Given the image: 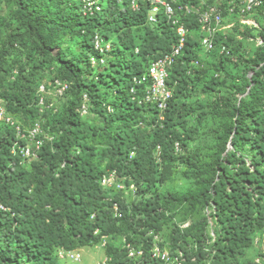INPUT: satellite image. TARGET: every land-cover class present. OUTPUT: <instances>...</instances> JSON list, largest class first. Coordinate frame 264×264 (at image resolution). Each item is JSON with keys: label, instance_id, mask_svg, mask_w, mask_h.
Returning <instances> with one entry per match:
<instances>
[{"label": "trees", "instance_id": "obj_1", "mask_svg": "<svg viewBox=\"0 0 264 264\" xmlns=\"http://www.w3.org/2000/svg\"><path fill=\"white\" fill-rule=\"evenodd\" d=\"M167 1L175 7L199 5ZM83 2H12L0 41V99L5 115L18 118L21 133L38 123L49 137L40 136L37 159L26 161L18 147L27 141L17 137L15 126L0 121V205L7 209H0V264H59L61 249L99 246L103 238L108 264H177V250L189 242L193 247L183 250L181 264H241L255 235L264 231V27L256 22L261 44L254 54L237 57L238 78L228 76L226 66L239 49H231L232 36L217 33L214 49L206 53L222 46L228 53H220L213 66L223 77H209L199 60L196 16L182 15L186 45L169 70L173 96L159 122L155 105L132 101L131 89L139 88L134 79L175 45V27L162 10L150 22L153 5L146 1L132 10L130 0H98L101 8L93 13L83 12ZM213 2L203 1L204 7ZM256 11L264 19V5ZM97 34L110 43L105 55L94 50ZM240 34L252 38L247 28ZM91 57L104 58V65L92 67ZM52 68L55 86L66 85L63 95L69 96L57 115L39 91L40 74ZM195 87L217 94L206 107L222 120L213 153L200 164L178 158L175 150L176 143L182 150L190 140L177 127L184 129L186 117L205 106L184 102ZM221 89L228 93L221 95ZM84 95L99 126L78 111ZM178 160L189 165L192 187L162 192L159 187ZM113 170L126 190L134 186L132 200L101 186L102 175ZM114 203L119 217L113 215ZM180 213L197 219L181 228L173 222ZM164 225L171 226L173 263L149 254L148 233L159 235ZM119 236L122 246L114 243ZM127 244L142 255L130 258Z\"/></svg>", "mask_w": 264, "mask_h": 264}, {"label": "rangeland", "instance_id": "obj_2", "mask_svg": "<svg viewBox=\"0 0 264 264\" xmlns=\"http://www.w3.org/2000/svg\"><path fill=\"white\" fill-rule=\"evenodd\" d=\"M80 1V0H76ZM101 1V0H99ZM181 3L183 1L189 0H179ZM205 0H198V4H202ZM13 0H0V41L4 36V29H7L9 25V21L11 19V12L13 10L12 7ZM106 3V0H103V4ZM188 5V4H185ZM241 19H247L254 21L255 26H249L248 24H242ZM256 22H260V25L264 27V19L258 15L257 11L245 16L239 17L236 15L233 16H225L223 23L221 25V34L230 35L234 39L232 43L231 49L234 50L239 49V53L234 54L233 63L227 64V73L228 76H237L238 78L242 72L240 71L241 66L238 63L237 57H250L254 54L255 50L258 46H260L261 41L258 35V26ZM247 28L250 30L252 38H244L240 33L244 32V29ZM72 47V42L67 43V47ZM220 52L216 50L212 53H206L204 50H200L199 60L202 65V69H208V76H214L218 78L223 77V73H217L214 71V64H216L220 59ZM242 58V57H241ZM56 72V68L47 69L39 76L40 83V93L42 95L43 100L48 105L49 109L55 112V115L61 112L62 107L65 106L69 100V96L60 95L58 92L57 86H55L54 80L52 79L54 73ZM221 95L227 94L228 91L226 89H221ZM217 94H204L200 91L199 87L190 88L187 92V96L184 99L185 103L191 106H197L199 104H204L203 109H199L196 113L189 115L186 117V126L184 129H177L184 135L190 138V140H186L185 144L186 148L177 151L178 158H189L196 162L197 164L208 162L213 150L215 143L217 142V131L219 130V126L222 122L218 117H214L212 115V110L210 107H206V104H210L214 100ZM0 105L3 107V101L0 99ZM15 120L18 118L14 117ZM84 119L94 126H99L100 121L96 115H94L91 110L89 114L84 117ZM45 136H48L45 132ZM49 137V136H48ZM180 152V153H179ZM189 165L186 163H182L180 160L177 161L169 170V176L167 177V181L159 187V190L162 192H183L192 187V177L189 174ZM123 198L131 199L132 196L130 192H126ZM197 219L191 215H187L186 213H180L173 220L174 223L183 227H189L192 221ZM212 223V222H210ZM171 233V226L164 225L159 232L160 237V246L167 251H174L170 244L169 238ZM124 238L121 236L116 237L114 240L115 245L122 246ZM106 243L108 239L105 240ZM113 241V240H112ZM110 242V240H109ZM162 243V244H161ZM182 249L189 252L193 245L192 243H181ZM103 243L99 246L95 247H85L78 250V254L80 258L78 261H74L69 259L68 257H63V259L58 258L59 264H103L106 256L104 252ZM183 250L179 249L183 254ZM58 254V252H57ZM59 256V254H58ZM259 261L264 264V231L262 233H257L254 237V244L252 248H250L244 259H242L241 264H246L247 262H256ZM108 264V262H107Z\"/></svg>", "mask_w": 264, "mask_h": 264}, {"label": "built area", "instance_id": "obj_3", "mask_svg": "<svg viewBox=\"0 0 264 264\" xmlns=\"http://www.w3.org/2000/svg\"><path fill=\"white\" fill-rule=\"evenodd\" d=\"M117 1L121 2L122 0ZM141 1H146L153 5L149 15L150 22H155V15L157 12L162 10L163 14L168 17L171 24L176 28V34L178 36L177 42L170 51L157 57L150 63L144 75L140 78L134 79V84L139 88L133 87L131 89V93L133 95L132 101L137 102L139 105H155L158 111L157 119L159 122L164 120V113L168 107V102L172 98V90L168 85L169 70L173 67L186 45L188 30L182 23H180L181 16L190 14L196 16L198 31L201 36V47L205 52H210L215 47V36L221 31V25L224 20V12L228 13L230 16L236 15L239 17H245L264 5V0H214L213 4L206 7H204V3L201 5H178L175 7L172 2L167 0H130V7L132 10H137L138 3ZM99 9L100 7L95 0H84L83 12L93 13ZM241 23L248 24L249 26H255L254 22L247 19H242ZM93 45L95 51H97L100 55H104L109 49V44L104 43L103 39L99 35L95 36ZM220 53H228V50L226 47L222 46ZM104 63V58H90V65L92 67L103 65ZM194 64L197 66L198 62H195ZM57 87L60 95H62L64 90L67 88L66 85L60 84H58ZM137 92H140V94L138 95ZM40 104L42 105L41 101ZM78 111L81 116H86L88 114L87 98L85 95ZM109 111L111 110L109 109ZM11 124L13 123L11 122ZM16 135L19 139L27 141L24 146L18 147L19 153L27 159L35 158L43 145V140L40 138V125L35 123L26 135L21 133L19 127H16ZM175 150L176 152L179 151L177 143L175 144ZM101 183L105 188L116 187L118 190H123L125 188L119 181L118 176L114 171L104 175L101 179ZM130 190H133L132 186L130 187ZM112 210L115 217L120 216L118 205L116 203L112 205ZM147 236L152 239V244L149 249L150 256L166 263H173V260L171 259V252L160 246L159 235L149 232ZM103 239L104 245L106 241L105 238ZM127 249L128 256L130 258H138L142 255V250L135 249L130 244L127 245ZM58 254L60 259H63L65 256L71 260L78 261L80 258L78 251H65L61 249ZM176 255L178 257L174 261H176L177 264H181L180 258H182V253L178 251ZM107 262L108 259L106 258L103 264H107Z\"/></svg>", "mask_w": 264, "mask_h": 264}, {"label": "clouds", "instance_id": "obj_4", "mask_svg": "<svg viewBox=\"0 0 264 264\" xmlns=\"http://www.w3.org/2000/svg\"><path fill=\"white\" fill-rule=\"evenodd\" d=\"M84 1V0H83ZM96 2H97V4L99 5V3H98V0H95ZM99 7H100V5H99ZM101 8V7H100ZM82 9H83V6H82ZM151 13V12H150ZM152 23H154V22H152ZM175 31H176V28H175ZM98 35V34H97ZM177 35V34H176ZM96 36V35H95ZM95 36H94V38H95ZM101 37V36H100ZM178 37V36H177ZM94 38H93V42L92 43H94ZM102 39H103V37H101ZM103 41H104V43H107V44H109V49H108V51L110 50V43L109 42H107V41H105L104 39H103ZM93 47H94V45H93ZM95 50V49H94ZM107 51V52H108ZM97 52V51H96ZM106 53V52H105ZM99 54V53H98ZM105 55V54H104ZM97 58V57H96ZM99 59V58H98ZM104 61H105V59H104ZM104 65V64H103ZM99 66H101V65H99ZM99 66H96V67H99ZM95 68V67H94ZM172 96H173V93H172ZM171 100V99H170ZM88 114H89V110H88ZM87 114V115H88ZM86 115V116H87ZM82 117H85V116H82ZM0 121H5L6 123H9V124H11V122L13 123V124H11V125H13V126H15V129H16V127H18V126H16L15 125V122H14V119L12 118V117H10V116H7V115H5V110H4V108L0 105ZM24 134V133H23ZM41 135H42V130H41ZM40 135V136H41ZM43 136V135H42ZM41 138V137H40ZM42 139V138H41ZM43 140V139H42ZM29 143V142H28ZM43 143H44V141H43ZM43 146V145H42ZM13 152H15V150L13 149ZM22 156V155H21ZM38 156V155H37ZM37 156L35 157V158H31V159H27V158H24L23 156V158L26 160V161H30V160H34V159H37ZM114 171V170H113ZM109 172H112V171H108L107 173H109ZM115 172V171H114ZM107 173H105L104 175H106ZM117 174V173H116ZM104 175H102V177L104 176ZM102 177H101V179H102ZM119 179V178H118ZM119 181H120V179H119ZM121 182V181H120ZM100 183H101V181H100ZM101 186H102V183H101ZM123 186H124V184H123ZM133 187V190H130V187ZM103 187V186H102ZM125 187V186H124ZM103 189H105V190H112V191H122L123 193H124V195H125V193L126 192H130V194L131 195H133L134 193H135V188H134V186L133 185H130L129 186V190H126L125 188L123 189V190H118V189H116V187H114V188H105V187H103ZM2 207V208H1ZM0 209L1 210H3V211H6L7 209L5 208V207H3V206H1L0 205ZM118 209H119V207H118ZM114 215V214H113ZM116 217H118V216H116ZM96 233V232H95ZM104 240V239H103ZM103 240H102V243H103ZM105 240H106V238H105ZM123 242L125 243V240H123ZM106 244V243H105ZM105 244L103 245V246H105ZM128 245V244H127ZM127 245H125V247L127 248ZM128 250V249H127ZM75 251H78V250H75ZM182 257H183V254H182ZM107 258V257H106Z\"/></svg>", "mask_w": 264, "mask_h": 264}, {"label": "crops", "instance_id": "obj_5", "mask_svg": "<svg viewBox=\"0 0 264 264\" xmlns=\"http://www.w3.org/2000/svg\"><path fill=\"white\" fill-rule=\"evenodd\" d=\"M228 16H230V15H228ZM242 20V19H241ZM254 22V21H253Z\"/></svg>", "mask_w": 264, "mask_h": 264}]
</instances>
